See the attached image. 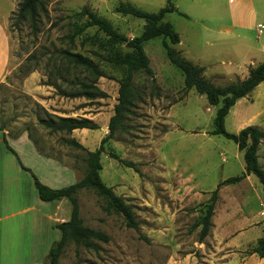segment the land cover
Returning <instances> with one entry per match:
<instances>
[{
    "label": "rangeland",
    "instance_id": "obj_1",
    "mask_svg": "<svg viewBox=\"0 0 264 264\" xmlns=\"http://www.w3.org/2000/svg\"><path fill=\"white\" fill-rule=\"evenodd\" d=\"M11 1L13 7L5 0L3 7L15 11L20 0ZM119 1L132 2L150 12L166 3L41 0L42 8L32 19L13 24L8 18L9 59L0 81V127L4 132L15 135L29 131L43 153L83 167L84 152L68 146L65 140L74 138L90 151L98 147L103 134L108 133L124 69L99 57L107 54L102 45L105 37L94 26L75 36L73 33L86 22V17L78 14L86 6L127 39L139 35L144 21L116 13L114 8ZM172 2L178 11L166 14L164 21L179 34L176 49L203 66L204 77L214 85L244 79L248 70L264 59V29L262 34L256 31L257 24L264 25V0ZM144 50L153 74L134 75V107L131 114L123 116V128L115 130L113 138L104 144L100 171L103 182L132 206L138 231L128 228L119 214L107 212L104 198L93 189H81L76 197L83 225L105 233L109 240H93L94 248L70 242L59 264H207L215 246L212 221L215 225L224 223L225 215L231 212L237 217L233 219L236 225H245V219L253 214L263 220L261 226L245 234L247 237L264 234V192L258 179L250 174V178L220 186L212 226L208 235L201 242L198 240L199 227L193 224L202 214L203 203L218 183L242 174L243 154L232 140L211 134L216 107L194 89L184 88L183 76L166 58L161 38L145 42ZM64 52L90 58L106 75L96 82L106 93L105 98L67 96L75 89L71 82L81 75L66 60ZM250 95L255 98L253 104L245 102L230 109L224 122L226 131L240 130L237 116L242 115L245 106L251 115L259 103H264V99L256 98V90ZM236 107L238 115L234 113ZM54 116L87 118L98 128L76 129L67 134L50 132L38 123L39 119ZM108 152L131 161L137 171L110 158ZM257 156L264 169V142ZM227 210L229 214L225 213ZM244 213L248 214L243 216ZM230 223H224L222 233L230 231L226 228Z\"/></svg>",
    "mask_w": 264,
    "mask_h": 264
},
{
    "label": "trees",
    "instance_id": "obj_2",
    "mask_svg": "<svg viewBox=\"0 0 264 264\" xmlns=\"http://www.w3.org/2000/svg\"><path fill=\"white\" fill-rule=\"evenodd\" d=\"M40 8H42L41 0H20L16 10L11 12L9 21L17 24L28 17L32 19ZM174 10L175 6L172 0H166L165 5L155 12L143 10L129 1H119L114 8L116 13L144 21L142 32L129 39L120 34L105 18L90 11L86 6H83L78 12L79 15L86 17V22L77 28L73 35L75 36L85 28L92 26L97 31L103 33L105 41L102 42V45L107 50V54L99 55V57L107 63L122 67L124 69V75L119 80V94L117 103L114 105V113L108 121V133L101 138L98 147L90 151L86 150L74 138L65 140L68 146L84 152L82 157L83 167L71 164L75 169L81 170L84 177L75 184L59 189H52L42 184L31 173L34 185L42 201L67 198L72 204L70 219L56 225L61 232V237L51 245L48 251L49 264H59L62 252L70 242L85 248H94L93 240L103 242L109 240V237L105 233L83 225L76 197V193L81 189H93L98 195L104 198L106 203L104 209L107 212L113 211L119 214L123 217L125 225L128 228L138 231V223L134 217L132 206L125 203L122 197L113 192L112 187L107 186L103 182L100 176L102 169L100 160L101 154L105 151L104 144L113 138L115 130L123 128L121 123V120L124 118L123 116L125 114H131V108L134 107L135 98L132 85L134 75L137 72H143L148 76H152L153 74L149 65V58L144 50V44L149 40L160 37L166 58L183 76L184 88L186 90L194 89L196 93L206 97L210 106L216 107L211 134L222 135L232 140L237 145L238 150L243 154L244 171L242 174L229 177L218 183L217 187L211 192L209 199L203 203L202 214L193 224V227H199L198 240L201 242L208 235L212 226L211 219L214 215V208L218 200L220 186L235 184L241 181L246 175L252 174L258 179L264 192V169L259 165L257 156L259 144L264 139V130L249 125L240 129L237 133H230L226 131L224 126L225 117L236 101L249 94L259 83L264 81V59L254 67H251L244 79L223 86L214 85L204 77L203 66L188 60L175 48L180 42L179 34L171 23L164 21L165 15ZM178 13L187 17L184 13ZM117 44L121 47H116ZM64 54L72 68L78 70L81 75L80 77H75L74 82H71L75 86V89L67 96L85 97L89 100L105 98L107 96L106 93L96 86V82L99 77H105L106 75L97 65L90 58L80 53L64 52ZM38 123L50 132H64L67 134L76 129L93 130L98 128L97 124L92 120L81 117L54 116L39 119ZM0 129L2 130L3 128L0 127ZM27 132L37 150L46 156H51L43 153L38 148L37 142L32 138L31 133L29 131ZM13 136H17V134ZM10 150L12 151V149ZM108 155L122 165L137 171L134 163L131 161L120 159L113 152H108ZM22 168L30 172L29 169ZM142 238L145 239L143 236ZM249 253H255L259 257H264V237L256 241L255 245L249 250Z\"/></svg>",
    "mask_w": 264,
    "mask_h": 264
},
{
    "label": "crops",
    "instance_id": "obj_3",
    "mask_svg": "<svg viewBox=\"0 0 264 264\" xmlns=\"http://www.w3.org/2000/svg\"><path fill=\"white\" fill-rule=\"evenodd\" d=\"M3 1L0 0V81L8 66L10 44L7 23L9 13L12 11L3 7ZM5 1L10 2L13 7L11 0ZM261 25L262 32H257L258 34L263 33L264 25ZM261 49L264 53V43ZM253 90H256L258 100L264 99V81ZM250 93L237 100L231 108L245 102V104H253L255 98ZM259 104L258 110L251 115L252 112H248V106L241 110L242 115L237 116L236 122L239 129L252 125L264 130V103ZM234 113L238 115L237 107ZM263 142L264 139L259 146ZM22 167L29 169L30 172ZM31 173L42 184L52 189L67 187L84 177L81 170L53 156L40 153L26 130L13 136L0 129V264H49L48 251L51 245L61 237V232L56 225L68 221L71 217L72 204L67 198L41 200ZM244 178H250V175ZM225 213L229 214L228 210ZM254 215L252 218L245 219V225L234 223L233 219L237 218L234 213L225 215L224 223L232 222L226 226L230 229L227 233L221 232L224 223L215 225L212 221L215 246L214 253L210 255L207 264H264V257L249 253L256 241L264 237V234L262 237H259V234L255 238L245 235L261 226L263 222Z\"/></svg>",
    "mask_w": 264,
    "mask_h": 264
},
{
    "label": "built area",
    "instance_id": "obj_4",
    "mask_svg": "<svg viewBox=\"0 0 264 264\" xmlns=\"http://www.w3.org/2000/svg\"><path fill=\"white\" fill-rule=\"evenodd\" d=\"M262 28H263V26L261 24H258L257 25V32L261 33L262 32Z\"/></svg>",
    "mask_w": 264,
    "mask_h": 264
},
{
    "label": "water",
    "instance_id": "obj_5",
    "mask_svg": "<svg viewBox=\"0 0 264 264\" xmlns=\"http://www.w3.org/2000/svg\"><path fill=\"white\" fill-rule=\"evenodd\" d=\"M178 10L177 9H175V12H177Z\"/></svg>",
    "mask_w": 264,
    "mask_h": 264
}]
</instances>
